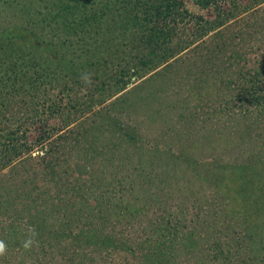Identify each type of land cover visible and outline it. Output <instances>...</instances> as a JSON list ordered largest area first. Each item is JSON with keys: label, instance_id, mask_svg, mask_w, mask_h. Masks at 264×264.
<instances>
[{"label": "rangeland", "instance_id": "374dc122", "mask_svg": "<svg viewBox=\"0 0 264 264\" xmlns=\"http://www.w3.org/2000/svg\"><path fill=\"white\" fill-rule=\"evenodd\" d=\"M227 1L226 7L224 1L221 3L222 11L235 5L234 0ZM184 3L195 16L211 22L217 18L212 6L203 8L197 0ZM0 18V30L4 29L5 37L16 43L32 49L38 41L49 43L34 51L46 61L54 58L52 62L68 67L64 60L73 55L86 60L76 70L62 73L75 85L65 82L61 86L73 88L74 95L84 94L91 106L80 117L69 113L73 124L63 130L66 137L58 140L60 149L55 157L47 158L57 159L53 171L61 180L52 187L47 185L50 193H42L32 183L35 176L30 165L19 162L3 166L0 162V240L7 245L0 264H149L150 258H156L158 264H264L262 213L250 216L257 221L253 230L243 225V213L227 216L226 211H220L213 214L217 222H211L213 215H204L213 212L209 205L218 197L215 184L224 177H218L219 171H215L221 157L224 164L245 167L239 168L246 171L242 173L245 177L253 176L246 167L254 169L252 179L260 185L249 193L253 199L264 197V122L260 124V115L250 103L246 108L238 106L244 99L238 94L247 88L245 85H232V79L228 81L224 73L220 74L224 70L220 65L214 72L210 70V52L220 41L231 40L225 58H235L233 50L243 49L244 59H250L253 65L260 60L264 54V3L208 29L191 20L188 26L170 22V27L180 33L166 43L157 40L151 47L144 40H137L135 47L134 41L130 43L136 38V30L124 18L121 28L118 20L108 34L115 42L111 54H89L80 46L61 50L51 37L35 29L24 31L10 15ZM111 19H116V12H110L104 22L113 24ZM181 33L187 37L179 39ZM52 44L59 51L51 48ZM231 62L235 65L236 60ZM123 64L136 74L130 72L132 76L124 77L128 85H114ZM82 73L93 74L91 84L81 85ZM222 79L225 82L220 83ZM60 90L51 88L56 95ZM67 101L79 104L81 99L67 96ZM61 119H52L51 124L61 126ZM208 171H212L209 175L212 173L213 179L203 182ZM48 194L57 199L49 208ZM97 196L108 203L100 208L98 201L96 208L103 211H90ZM40 198L47 207L37 202ZM201 198L211 201L203 202L202 207ZM65 200L68 204L61 203ZM199 203L202 210L197 208ZM89 214L102 217V221L89 220ZM169 217L172 223H183L179 225L183 233H195L192 242L170 240L168 249L152 241L141 242L146 233L165 231ZM225 219L227 224L222 223ZM29 228L36 230L38 243L25 250L22 244ZM105 233L110 239L114 236L110 242L116 249H104ZM124 238L134 250H118Z\"/></svg>", "mask_w": 264, "mask_h": 264}, {"label": "trees", "instance_id": "16d2710c", "mask_svg": "<svg viewBox=\"0 0 264 264\" xmlns=\"http://www.w3.org/2000/svg\"><path fill=\"white\" fill-rule=\"evenodd\" d=\"M197 1L203 8L211 6L215 8L217 11V18L215 21H206L203 16L193 15L185 7L184 0L183 2H181V0H0V15L3 17L4 14L10 15L12 20L18 21L17 23L24 27V31L35 29L39 31L41 35L45 34L51 37L61 50L65 48L75 49L76 46H80L82 47L80 50H84V52H88L89 54L93 52H97V54H101L102 52L111 54L113 51L112 43H114L115 46V42L112 41V38L109 39L108 34L113 32L117 22H119L118 20L121 21L119 22V29L123 23L126 22L124 18H127V21H129L127 25L136 30L134 33L136 34V38L130 41V43L134 41V47L137 40H144V42L148 43V47H151L150 44L157 40L166 43L175 39L179 31H175L172 26L170 27V22L174 25L184 24V26H188L190 23H193L191 21H195L200 27L208 29L211 27L209 25L215 26L217 23L221 25L231 18H235L244 12L248 13L264 3V0H241V3H239L240 0H234L235 5L233 8L225 12L222 11L223 8H221V3L224 1L226 7L227 0ZM110 12H116V19H111L110 23L113 24L108 25L104 20H106ZM199 32L198 29L195 34ZM4 34V29H1L0 162H2L3 166L19 162H21L22 165H30V172L35 176L32 183L36 184V187L41 189L40 191H42V193H47L48 190V193H50L51 189H49L47 185L52 187L53 184L61 183V180L53 171L56 164H58L57 159L55 158V160L47 161V158L51 156L53 159L55 157L60 149V142L58 143V140L64 139L63 135L67 132L63 133V130L69 128L73 124L69 113L80 117L91 107L85 99L84 94L80 95V93L77 92V94L74 95L73 88L69 90L67 87L61 86L66 85V83L72 84L68 77H62V73L65 70H76L86 60L73 55V57L64 60L68 67H65L63 63L58 64L52 62L54 58L50 59L49 62V60L46 61L43 57L38 55V52V54L35 53V49L40 48V45L42 49L43 44L48 46L49 43L38 41L32 49L16 43L12 39L5 37ZM105 34L107 35L103 38ZM185 34L186 33H181L179 39L186 36ZM141 35L144 37L141 38ZM230 41L231 40L220 41L215 44L210 52L213 62L210 70L214 72V68L216 67L217 69L218 65H220L224 68V72L222 71L220 74L224 73L228 81L232 79V85L236 82L247 87L244 89L243 93L238 94L239 98L244 96L243 101L241 100V104H238V106L240 108H246L247 103H250V107L260 115V118H257L260 124H263L264 54L254 65L252 64L253 61L250 59H244L245 55L242 53L244 52L243 49L233 50L235 58H225L227 55L225 51L230 48L228 43ZM50 47L57 49L54 44ZM118 47L120 48L121 46ZM122 47L125 48V45H122ZM57 50L59 51V49ZM148 52L153 55L151 50ZM150 58L149 56V59ZM232 59L236 60L235 65L232 64ZM130 72L128 65L123 64L120 73L117 72L118 75L116 74L118 76V82H115L114 85H128L129 83L125 82L124 77H130ZM135 74L136 72L134 71L132 75ZM62 80H64V82H62ZM224 80L222 79L220 83L225 82ZM46 85L49 86L48 90ZM81 85L88 84L83 82ZM103 85H105V82H103ZM51 88H61L60 94H53ZM67 96L68 98H80L81 102L79 104H76L75 101L73 103H69V101L66 102ZM52 119H61L63 125H52ZM220 160L221 161L215 166V171H219L218 177L221 175H224V177L217 180V184H215L218 197H216L215 202H211L209 205L210 210H213V212H206L204 215L206 218H210L213 214H220V211L224 214L226 211L227 216L234 213H243L245 214L243 225L253 230L252 226L257 224V221L256 219L253 220L250 216L255 214L262 216L263 214L264 217V197L263 199H253L250 195L251 192L257 190L259 184L258 181H253V179H255V171L254 169L246 167L253 176L245 177L242 173L246 171H239L241 166L236 167L224 164V157H221ZM153 168L154 167H151V169ZM241 168L243 170L245 169V167ZM228 171L231 174L226 175ZM209 172L212 171H208V176L203 179V182H210V180L213 179L210 177L212 173L209 175ZM215 177H217V174H215ZM197 178L202 182L198 174ZM248 185L252 186V191H249L251 189L248 190ZM43 187L45 190H42ZM81 190L84 191L85 187H82ZM258 191L260 194H263V189ZM72 193L70 192L69 194ZM53 196L48 194V203H50L48 207L47 203L41 198V200L37 202H43V204L49 208L53 206L52 204L55 205L54 201L57 200L56 196ZM67 200L61 203L68 204L66 202ZM98 201L101 203L100 208H102L106 202L108 203V201L104 200L101 196L94 197L92 200L94 205H91L93 207H91L92 209H90V211H103V209L96 208L95 203ZM206 201H211V199L206 200L201 198L200 203H202V207L205 205L203 202ZM200 203L197 204V208L202 210L203 208H201ZM50 214H52V212ZM96 217V215L89 214L88 218L95 222L102 221V217ZM214 217V221L211 222L218 221L216 216ZM171 218L169 217L166 221L169 227L165 229V231H152L146 233L144 241L141 242L152 241L157 246L167 249L171 247L169 245L170 240L173 241L178 239L185 244L192 242L196 237L195 233L192 231H185L183 233L179 227V225L183 223H172ZM68 219L70 218L66 220L70 221ZM247 219L249 221L248 223L246 222ZM105 220H107V217ZM222 223L227 224L226 219ZM100 224L101 223L96 225L97 229ZM213 228L216 229L217 227L215 226ZM107 233L110 234V232ZM248 236L251 239L252 234L249 233ZM108 237L109 236L105 233L107 241L103 243L104 249H116L113 247L114 243L110 242L114 236H112L111 239ZM189 237H192V240H189ZM186 238L189 241H186ZM127 240L128 239L124 238L121 242L122 244L119 243L118 246L120 247L118 250L132 251L135 249L133 246L128 247L129 244ZM48 246L52 247V244ZM78 247L77 245L73 250H77ZM216 253L218 254L219 251H216ZM147 256L146 254L143 257L145 261L147 260ZM155 259L156 258H150L148 263L158 264Z\"/></svg>", "mask_w": 264, "mask_h": 264}, {"label": "clouds", "instance_id": "9594fccd", "mask_svg": "<svg viewBox=\"0 0 264 264\" xmlns=\"http://www.w3.org/2000/svg\"><path fill=\"white\" fill-rule=\"evenodd\" d=\"M82 82L86 84L92 83L93 74L92 73H82L79 77ZM28 236L23 241L22 247L25 250H31V248L38 243V241L35 239V237L38 235L36 233V230L34 228H29L28 230ZM7 253V245L4 241L0 240V257L5 256Z\"/></svg>", "mask_w": 264, "mask_h": 264}]
</instances>
